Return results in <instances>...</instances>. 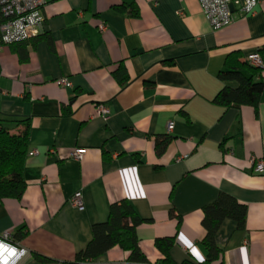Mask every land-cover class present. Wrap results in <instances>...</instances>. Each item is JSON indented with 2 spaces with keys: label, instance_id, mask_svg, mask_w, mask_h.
Listing matches in <instances>:
<instances>
[{
  "label": "crops",
  "instance_id": "0c3cea01",
  "mask_svg": "<svg viewBox=\"0 0 264 264\" xmlns=\"http://www.w3.org/2000/svg\"><path fill=\"white\" fill-rule=\"evenodd\" d=\"M46 1L39 38L0 52V113L23 121L12 132L29 126L25 193L0 199V232L26 233L22 264L73 261L122 199L146 219L137 232L150 262L163 257L156 238L170 236L173 264L202 261L203 207L221 192L248 207L245 229L226 219L217 233L224 264H264V172L253 162L264 159V101L256 110L215 100L231 53H259L264 79V0L218 30L199 0ZM77 192L83 209L71 202ZM82 264L146 263L115 246Z\"/></svg>",
  "mask_w": 264,
  "mask_h": 264
},
{
  "label": "trees",
  "instance_id": "16d2710c",
  "mask_svg": "<svg viewBox=\"0 0 264 264\" xmlns=\"http://www.w3.org/2000/svg\"><path fill=\"white\" fill-rule=\"evenodd\" d=\"M131 13L138 15L135 5L130 6ZM6 21L0 9V28ZM18 41L12 44L23 43L32 39ZM0 43L2 34L0 29ZM260 67L253 66L249 61H243L239 53H231L225 62V68L220 72V78L226 83L216 97V102L225 106L241 107L250 105L256 110L264 101V79L260 75ZM229 83V84H228ZM230 83H236L231 85ZM23 122L22 120L0 113V199L14 198L20 200L26 190L27 182L23 176L25 159L29 151V126L26 124L19 132H12V126ZM169 136L157 138L156 150L162 153ZM248 207L236 197L221 192L217 199L203 207L202 224L205 228V237L202 240L206 248V256L196 263L185 260L182 264H224V249L217 243V233L226 219L236 222L239 229L246 228ZM172 216H181L170 210ZM128 199L111 203L109 214L105 221L94 223L91 226L92 237L87 245L75 254L71 262L63 264H82L93 261L115 246L129 252V260L146 264H173L170 250L176 242L175 236L158 237L155 246L161 251L163 257L152 263L140 246L138 226L145 222ZM23 230L15 233L17 240L25 236ZM41 260H49L38 256Z\"/></svg>",
  "mask_w": 264,
  "mask_h": 264
},
{
  "label": "built area",
  "instance_id": "2783aa9c",
  "mask_svg": "<svg viewBox=\"0 0 264 264\" xmlns=\"http://www.w3.org/2000/svg\"><path fill=\"white\" fill-rule=\"evenodd\" d=\"M205 17L214 30L231 25L235 20V12L242 14L253 13L259 0H199ZM46 0H0V9L6 21L1 25L2 43L0 52L5 45L40 36L44 32L46 16L44 8ZM233 3L235 10L230 4ZM183 15V12H179ZM105 23H100L99 29L107 30ZM249 62L257 67L263 66V59L259 53H253L248 57ZM60 84L70 85L66 79H61ZM97 114L107 119L109 109L106 105L98 106ZM172 126H169L171 129ZM37 153V151H35ZM72 157L82 160L84 149L76 148ZM255 171L264 172V159H253ZM71 202L79 209H83V201L80 192L75 193ZM29 251L15 238V232L6 230L0 232V264H22L29 256Z\"/></svg>",
  "mask_w": 264,
  "mask_h": 264
},
{
  "label": "water",
  "instance_id": "95a60500",
  "mask_svg": "<svg viewBox=\"0 0 264 264\" xmlns=\"http://www.w3.org/2000/svg\"><path fill=\"white\" fill-rule=\"evenodd\" d=\"M230 7H231L232 10H235V7H234L233 3L230 4Z\"/></svg>",
  "mask_w": 264,
  "mask_h": 264
}]
</instances>
